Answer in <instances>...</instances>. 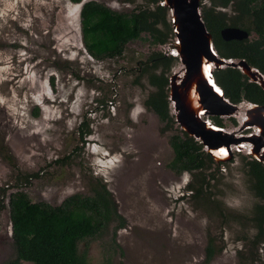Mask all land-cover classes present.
Returning a JSON list of instances; mask_svg holds the SVG:
<instances>
[{
  "label": "rangeland",
  "instance_id": "obj_1",
  "mask_svg": "<svg viewBox=\"0 0 264 264\" xmlns=\"http://www.w3.org/2000/svg\"><path fill=\"white\" fill-rule=\"evenodd\" d=\"M89 1L123 13L143 6L142 0H0V264L14 256L3 231L10 194L55 207L72 195L90 196L87 183L94 179L111 193L124 228L116 234L119 249L111 242L116 222L79 242L88 264H203L209 252L207 264H246L245 238L254 234L248 218L258 204L245 175L246 157L235 154L211 167L219 177V209L188 197L190 175L167 168L169 139L178 129H166L144 106L155 88L137 75L151 52L169 51L143 34L122 56L94 59L85 50L79 15ZM223 11L232 14L231 8ZM83 119L87 144L78 159H65L82 145ZM219 121L225 130L236 126L232 118ZM54 160L59 162L43 172ZM37 171L42 175L30 184L23 180ZM257 252L253 264H264V243Z\"/></svg>",
  "mask_w": 264,
  "mask_h": 264
},
{
  "label": "trees",
  "instance_id": "obj_2",
  "mask_svg": "<svg viewBox=\"0 0 264 264\" xmlns=\"http://www.w3.org/2000/svg\"><path fill=\"white\" fill-rule=\"evenodd\" d=\"M69 1L73 4L81 2ZM204 1L201 0L202 19L218 56L244 60L264 76V0H207L209 6L204 5ZM142 2L140 9L130 13L115 12L93 1L84 3L79 15L86 52L96 60L120 57L125 46L141 40L143 34L150 37L153 46L171 41L167 10L160 6V0ZM228 8H231L232 14L223 11ZM225 27L244 30L249 38L225 42L220 37V31ZM175 61L169 56L153 61L142 69V74L148 76L149 84L155 88L144 101V106L165 123L166 129L174 128L167 110L165 88L167 74ZM156 63L161 66L159 73L153 71L159 67ZM213 78L231 103L245 101L264 106V92L257 85L248 83L237 70L227 68L215 71ZM210 120L216 126H221L219 119ZM169 146L173 158L167 168L175 175L187 173L191 177L186 186L188 197L203 208L208 207L211 211L219 209V177L210 172L214 166L211 158L199 144L178 130L170 137ZM246 159L245 175L258 204L248 218L254 234L245 238V249L249 252L241 261L245 259L246 264H253L257 260L258 247L264 243V167ZM31 177L27 175L23 180L29 182ZM94 181L89 184L91 196L72 195L55 207L43 202L32 203L22 192L10 194L7 205L14 256L4 264H88L78 252V243L106 233L107 226L114 222L117 224L112 230L111 242L119 249L116 234L117 230L124 228V220L118 214L106 185L100 180ZM2 194L5 195L4 190ZM209 255L203 264L209 262ZM103 264L111 262L105 260Z\"/></svg>",
  "mask_w": 264,
  "mask_h": 264
},
{
  "label": "water",
  "instance_id": "obj_3",
  "mask_svg": "<svg viewBox=\"0 0 264 264\" xmlns=\"http://www.w3.org/2000/svg\"><path fill=\"white\" fill-rule=\"evenodd\" d=\"M160 6L167 10L172 33L171 41L161 47L176 60L167 74L165 88L173 127L199 144L214 164L242 154L264 167V106L245 101L231 103L215 83L213 73L235 69L263 92L264 76L244 60L218 56L202 19L201 0H160ZM220 37L229 42L246 40L249 35L239 28L225 27ZM210 118H232L236 126L225 130ZM3 231L11 238L8 213Z\"/></svg>",
  "mask_w": 264,
  "mask_h": 264
},
{
  "label": "flooded vegetation",
  "instance_id": "obj_4",
  "mask_svg": "<svg viewBox=\"0 0 264 264\" xmlns=\"http://www.w3.org/2000/svg\"><path fill=\"white\" fill-rule=\"evenodd\" d=\"M150 42H151V39H150ZM153 46V45H152ZM159 46H161V45H158V46H156V47H159ZM167 51H169V50H167ZM123 52H124V50H123ZM123 52H122V54H123ZM122 54H121V56H122ZM155 55H158V56H155ZM169 56H168V54H165V53H163V52H161V50H159V51H155V52H151L149 55H148V57L146 58V60L144 61V62H141L140 63V67L138 68V70H137V75L138 76H144L145 74H142V69L145 67V66H150L151 65V63L153 62V61H157V60H161V59H163V58H168ZM156 64H158V63H156ZM159 65V64H158ZM160 69H161V66L159 65V67L157 68V69H155V70H153L155 73H159L160 72ZM125 69H120V71L121 72H123ZM128 72H131V71H128ZM145 76H147V75H145ZM135 82H136V80H134L133 81V84H135ZM147 82H148V76H147ZM149 83V82H148ZM150 85V84H149ZM151 86V85H150ZM111 117V116H110ZM78 134H79V140L82 142V145L80 146V147H78V148H76V149H74V150H72L70 153H69V155L68 156H66V157H64L65 159H73V160H75V159H78L79 158V153L82 151V147H83V145H85V144H87V143H84V139L87 137V136H89L90 135V131L88 130V124L87 123H85V121H84V119L82 120V122L80 123V125H79V128H78ZM87 140V139H86ZM88 141V140H87ZM89 144H90V142H88ZM88 144V145H89ZM93 145V144H92ZM91 150H90V154L92 155H94V149L95 148H93V147H91L90 148ZM96 150V149H95ZM59 161L58 160H54L53 162L51 161L50 163H48V164H46V165H44L42 168V171L44 172V171H51V169H52V167L55 165V164H57ZM74 163H75V161H74ZM41 173V174H40ZM42 175V172H40V171H37V172H34V175H30V176H32L31 177V179L29 180V182H28V184H30L31 183V180L33 179V180H36L38 177H40ZM95 180V179H94ZM94 180H92V181H90V182H88L87 184L89 185V184H93V183H95V181ZM97 180V179H96ZM101 181V180H100ZM89 187V194H91V191H90V186H88ZM186 193H187V195H188V192L186 191ZM92 195V194H91ZM90 195V196H91ZM263 244V243H262ZM258 251V250H257ZM249 251H246V249H244V252H243V254H242V257H245V256H247ZM257 253V257H256V261L255 262H257V261H259V254H258V252H256Z\"/></svg>",
  "mask_w": 264,
  "mask_h": 264
}]
</instances>
